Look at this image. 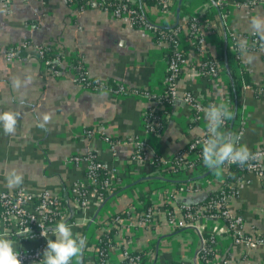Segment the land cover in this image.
Returning <instances> with one entry per match:
<instances>
[{
  "label": "crops",
  "instance_id": "crops-1",
  "mask_svg": "<svg viewBox=\"0 0 264 264\" xmlns=\"http://www.w3.org/2000/svg\"><path fill=\"white\" fill-rule=\"evenodd\" d=\"M91 1L81 10L67 0L0 2V115L12 113L16 119L14 133H5L0 121V191L37 194L47 190L58 195L64 189L69 192L74 185L89 187L86 162H75L71 157L92 151L110 171L111 187L120 188L104 199L88 191L84 207L67 197L63 222L90 242L82 251L80 264H101L96 261L94 244L111 217L121 210L126 215H117L114 224L107 226L116 231L106 264H123L125 250L144 254L142 263L129 264H264V243L236 241L221 219L199 217L192 226L174 228L168 223L167 210L161 207L169 203L179 213L182 202H195L222 186L224 166L217 170L195 163L197 166L175 171L166 166L173 154L204 132L209 105L226 102L234 116L224 130L238 135L239 143L250 151L264 148V96L256 97L239 80L242 68L254 85L264 81V52L241 49L238 56L234 55L232 41L226 38L227 29L236 32L240 45L248 43L247 35L258 36L264 44V33H256L251 27L253 17L264 18V0L253 4L224 0L222 17L211 0H167L165 11L145 6L151 23L178 26L180 45L191 44L186 28L189 17L205 11L213 16L199 24L203 50H187L183 73L177 81L179 99L170 106L160 135L147 130L142 122V111L156 106L145 94L90 91L73 81L69 58L78 55L90 77L112 79L126 87L147 89L151 94L164 92V43H155L150 30L132 26L125 15L115 17ZM45 44L62 55L61 74H51L36 57L35 49ZM11 49L15 52L8 58ZM202 56L214 61L219 75L197 73ZM184 90L202 99L205 110L195 118L194 111L180 99ZM45 116L49 117L47 121ZM85 127L94 128L92 136L84 135ZM99 132L122 139L110 144L97 136ZM133 135L137 141L126 139ZM135 147L145 152L143 159L131 155ZM13 171L23 177L17 187L7 183ZM175 181H180L178 187L173 185ZM230 184L236 186L237 194L227 199V206L232 214L241 215L242 233L251 238L264 235V171L262 176L245 172ZM141 196L156 207L150 226L141 225L134 212L141 205ZM11 229L0 220V235L11 239L17 248H33L43 239H55L51 231L40 238L16 234ZM203 233L214 239V256L207 262L197 257Z\"/></svg>",
  "mask_w": 264,
  "mask_h": 264
},
{
  "label": "trees",
  "instance_id": "trees-1",
  "mask_svg": "<svg viewBox=\"0 0 264 264\" xmlns=\"http://www.w3.org/2000/svg\"><path fill=\"white\" fill-rule=\"evenodd\" d=\"M215 2V5L219 11L220 17H222V15L224 14V9L226 4L223 2H219L217 0H211ZM249 0H246V2L248 3ZM256 2L258 0H255ZM99 2L100 0H95V4L99 6ZM238 2H245L244 0H238ZM68 4H75V7H77L79 10L84 9V7L86 6H90L92 1L91 0H67ZM124 6V7H123ZM145 6H156L157 8H167L169 7L167 0H136L134 2L130 1V0H109L108 3H106L105 5H101L99 6L101 9H106L108 11H113L116 7L119 8V10L121 11V14L119 15H115L113 14L115 17H121L122 16V12L124 11L123 9L125 7H129L132 9V13L130 15L129 23L136 27V28H147L148 30H150L152 32V36H153V40L155 43L157 44H161L164 43V49H163V53H164V59L166 62V70L164 73V79L167 78L168 76H170L171 74H174L173 79L174 80H178L182 73V67H178L177 70L172 71L170 70L168 67L170 65V63L172 61H175L178 65L181 63V60H186L187 59V50L188 49H195L197 50L199 47V43L195 42L194 44H185V45H180L179 50L176 49V45L179 44V39L177 38V36H175V32L176 29H178V26L176 25H169V24H153L151 23L145 14ZM140 16H144L146 17L144 20H141L139 17ZM213 18L212 16V12L210 11H205L202 15V20L206 21ZM191 23H194L195 26H199V23H196L192 17H189L187 19L186 22V28H190ZM224 24V23H223ZM149 25V27H148ZM209 24H207L208 26ZM225 26V25H224ZM188 31V30H187ZM192 31V30H191ZM190 31V32H191ZM190 32L188 34L187 32V37L190 35ZM236 32L234 31H229L226 29V38L227 40L229 39L230 41H232V47L234 51V55H239L241 50L239 49V41L234 38L231 40V37L233 36V34H235ZM248 37H245V41H247L248 43L246 44V46H251L250 48L247 49H259L261 50V47H264L263 41L262 39H260L258 36L256 35H247ZM256 37L258 39V44L254 45L251 44L252 39ZM25 47V46H24ZM39 50L41 51V53H39ZM24 53L21 51L20 55H23ZM35 55L36 57L39 59V61L42 62V64H44V62L47 60L49 61L48 64H44L45 67L47 68V70L54 75H58L61 74L62 71V55L57 54L54 51V47H52L51 45H39L38 46V51H36L35 49ZM178 56V58L176 59V57ZM203 57V56H202ZM205 58V57H203ZM201 60H204V59ZM231 58V55H230ZM208 60H210V64L213 65V67H215L216 70H218V67L216 66V64L214 63L213 60H211L210 57H207ZM229 63V61H228ZM201 65V64H200ZM199 65V66H200ZM69 66L72 69L73 73H74V78L73 81L81 86H83L84 88L90 90V91H99L102 89L105 90H109L112 91L114 93H130V92H135L138 94H145L150 100H152L153 102H155L156 104L159 102L161 103V106H159V108H154V107H149L146 108L145 110L142 111V122L145 126V128L147 130L153 131L154 133L160 135V133L162 132V130L164 129V127L167 124V120H168V113H169V108L170 106H172V104L175 102H173V99L171 98L170 93H168L167 95L165 94V92H162L160 95H156V94H151V92H149V90L144 89V88H139V87H126V85L117 82L115 80L109 79V80H100L99 78L96 77H90L87 74L85 65L83 64L80 56L78 55H72L69 58ZM230 66V71H231V75L234 76V69L232 67V65L229 63ZM239 73H240V83L243 85L248 86L249 88H251L253 90V93L256 97L258 96H264V81L260 84V85H254L252 81H250L249 77L247 76V74L245 73L244 69L239 68ZM235 77V76H234ZM166 87V86H165ZM260 89H262V91H260ZM237 91V87L234 86V94L236 96V100L238 99V95L236 94ZM237 108L240 107L239 101L237 102ZM194 115V114H193ZM197 114H195L194 116H196ZM236 117H237V113H236ZM235 117V118H236ZM157 121V125L152 126L151 122H155ZM228 122L227 121V125L226 129L229 128L228 127ZM94 128L92 127H85L84 129V135L86 136H90L88 135V133L90 131H92ZM97 136H100L102 139H105L108 143L110 144H115L118 143L122 137L121 136H109V135H105L101 132L97 133ZM198 136H195V138ZM132 139L134 141H137L136 139V135L130 136V137H126V139ZM187 148V145H185L183 147ZM257 149V148H256ZM256 149L251 150V152L253 153ZM75 155L80 156V157H86V156H90L93 155L94 153L92 151L90 152H83V153H76ZM133 157H137L139 159H143L145 157V152L143 150L138 149V147H135L133 149V153L131 154ZM174 161V159L172 160ZM251 162L254 161L250 160ZM196 164H204L203 163V159H202V155H200V157H198L195 161ZM249 163V161H248ZM248 163L245 164L244 166H239L237 164H230L226 167V174L224 177V184L222 185V187L215 189L213 191L207 192L205 193L202 197H200L198 200H196L195 202H182L183 203H189L191 206H205L206 207V216L208 217H215L218 219H221L227 226L230 223V218L229 217H225L222 213L221 210L222 208L224 209L225 206H223L221 209H216L213 205V202L216 200L220 199V196L224 195V196H236L237 194V189L235 185H227V183H232L235 181V179H237V176H242L243 173L248 172L247 166ZM172 165L176 168V164H174L172 162ZM87 175V174H86ZM95 176L97 177L98 181H99V185L97 187V192L100 195L101 199L106 198L107 196H109L112 193H115L120 187L118 186H114V187H105L104 186V182L107 180L108 178V170L105 167H98V169L96 170ZM180 181H175L173 183V185L175 186H179ZM93 188L92 185H90L89 187H83L80 186L79 190L84 191V193L90 191ZM14 192V191H11ZM58 196L60 197L59 199V203L65 207H67V197L70 198V200H72V195L69 192H67L65 189L62 190V192L60 194H58ZM139 199L141 200V205L137 208H134V212L136 215H138V217L141 216V214L143 213H147L148 210H155L156 207L153 206V204L151 202H149L148 200H143V196L139 197ZM36 203V202H35ZM162 208H165L167 210L166 216L168 218V216L174 215L176 217L180 216V212L179 213H175L172 206L169 203H163V206H161ZM125 216L126 213L121 210L119 212H117L116 215L114 216ZM182 215V213H181ZM110 218V217H109ZM186 221H190V219H186ZM63 222V221H62ZM49 224V223H48ZM53 225V224H52ZM52 225H49L50 227ZM7 227H9L10 229L12 228L11 226H9L7 224ZM12 230V229H11ZM116 229L112 228L108 231H102V233L100 234V236L98 237L97 241L95 242V247L98 251V257H97V262H102L106 257H107V250L108 248L113 244V236L115 234ZM204 241H203V246L199 249V252L197 254V257L203 261V262H207V260H210L213 256H214V250H213V245H214V239L213 237L208 234V233H203L202 234ZM236 236V235H235ZM243 237H246V234L242 235ZM24 237V236H23ZM256 237H260L262 239H264V235L260 234L257 235ZM86 243H85V247L83 249V251L86 249V247H88L90 245L89 242V238L85 239ZM140 255L141 257V263L144 259V254L143 253H138V252H130L128 253V255H126L123 259V264H129V257L131 256H137ZM174 264H180L178 262L175 261Z\"/></svg>",
  "mask_w": 264,
  "mask_h": 264
},
{
  "label": "built area",
  "instance_id": "built-area-1",
  "mask_svg": "<svg viewBox=\"0 0 264 264\" xmlns=\"http://www.w3.org/2000/svg\"><path fill=\"white\" fill-rule=\"evenodd\" d=\"M219 2H223L224 0H217ZM2 3H8L9 0H0ZM109 0H100L99 6L105 5L108 3ZM255 0H249L248 4L255 3ZM124 7V6H123ZM106 10V9H104ZM122 15H125L128 19L130 18V15L132 13L131 8L125 7L123 9ZM161 11H165L164 8H160ZM108 11V10H106ZM110 12V11H109ZM110 13H113L115 15L121 14V11L118 7L114 9V12L111 11ZM141 20H144L146 17L140 16ZM193 20L196 23H203L202 21V15L192 17ZM149 27V25H148ZM187 32L190 35L187 37L189 42L191 44H194L195 42L199 43V47L197 51L201 52L203 50V44H204V37L202 35V31L200 30V27L195 26L194 23H191L190 28H187ZM187 34V35H188ZM175 36H177L175 32ZM236 38L238 40L239 36L235 33L231 37V40ZM233 41V40H232ZM239 41V40H238ZM251 44L256 45L258 44V39L254 37L252 39ZM26 44L24 43V46ZM240 45V44H239ZM180 43L176 45V49L179 50ZM251 47V46H250ZM246 45H240L239 49H247L250 48ZM15 49H11L8 52V58L12 57L14 55ZM261 50L264 52V47H261ZM36 51H38V48H36ZM39 53L41 51L39 50ZM204 60H201L200 66L197 68V73L202 76H215L217 75V70L215 67H213L212 64H210V60L207 59V56H204ZM178 56L176 57V59ZM185 60H181V63L178 65L175 61H172L169 65V69L172 71H175L178 69V67H182ZM49 61H45L44 64H48ZM174 74H171L167 78L164 79V92L167 95L170 93L171 98L173 99V102L178 100L177 99V81L173 79ZM166 86V87H165ZM83 87V86H82ZM105 90V89H103ZM262 91V89H260ZM181 99L192 109V111L197 112L200 110L201 105L198 102V97L196 95L189 91L184 90ZM161 106V103L156 104V108H159ZM195 118V116L193 117ZM157 121L151 122L152 126H156ZM226 124V123H225ZM93 131H90L88 135L92 136ZM207 132V126L204 130V132L200 135H197L198 137L192 139L187 143V148L181 149L177 151L175 154L172 155V157L166 162V166H170L171 171L178 170L181 167L184 166H191L190 164H195V161L200 155H202V148H203V141L207 138L206 137ZM254 155H256V159H254L253 162L249 161L247 169L248 172H253L257 176H262L264 171V148H257L254 152ZM73 161H79L84 160L86 162V174L91 179V185L93 188L91 191L96 195V197L100 198V195L97 192V187L100 184L97 177L95 176L96 170L98 167H105L103 163H101L99 160L96 159L95 155H90L86 157H80L77 155H73L71 157ZM174 159V161H172ZM172 162L176 164V168L172 165ZM230 165V163H226L223 166L227 167ZM106 168V167H105ZM108 170V169H107ZM224 184V179L222 180V185ZM227 185H231L230 183H227ZM105 187H111L110 182V171L108 170V178L104 182ZM79 185H74L70 193L72 195V201L73 203L80 207H84L88 200H87V193L84 191L79 190ZM222 187V186H220ZM219 187V188H220ZM230 196H220L219 200H216L213 202V205L216 209H221L223 206L225 208L221 210V213L225 217L230 218V223L227 226V230L230 232L231 236L236 241H244L247 245H255L264 243V239L260 237H254L251 238L249 236L243 237V233L240 229L242 218L241 215L238 214H232L230 212V209L227 206V199ZM60 197L58 195H53L49 191L44 190L42 192H39L37 194L28 193L25 191L17 190L14 192H8V191H0V220L6 225L11 226L16 234H23L25 233L26 229H30V233L27 235L28 237H40L43 238L47 232L44 230H50V226H56L58 222H62L63 218L65 216V206L61 205L59 203ZM36 202V203H35ZM179 212L180 216L176 217L174 215L168 216V223L171 227L177 228V227H187L192 226V222L195 221L199 217H208L206 216V207L205 206H191L189 203H183L179 205ZM182 213V215H181ZM118 217L114 216L111 217L108 224L106 225V230H108L107 226H111L114 224V220H116ZM141 221V225L144 226H150L154 224V211L148 210L147 213L141 214L139 217ZM215 218V217H211ZM186 219H190V221H186ZM218 219V218H216ZM49 223V224H48ZM42 234V235H41ZM26 235V234H23ZM211 235V234H210ZM236 235V236H235ZM212 236V235H211ZM204 241V239H203ZM202 241V246H203ZM47 240L43 239L36 247L33 248H17L19 251V259L21 260V264H42V254L43 251L46 248ZM95 257H98V251L95 249ZM130 253L129 251H124V256L128 255ZM108 261V257H106L101 264H106ZM141 261V257L138 254L137 256H131L129 257V262L131 263H139Z\"/></svg>",
  "mask_w": 264,
  "mask_h": 264
},
{
  "label": "clouds",
  "instance_id": "clouds-1",
  "mask_svg": "<svg viewBox=\"0 0 264 264\" xmlns=\"http://www.w3.org/2000/svg\"><path fill=\"white\" fill-rule=\"evenodd\" d=\"M251 27L256 33H264V18L253 17ZM233 112L226 102L209 105L205 112L207 121L206 139L203 141L202 159L206 167L221 169L226 163L244 166L248 161L256 159L246 145L239 143L240 137L224 130L226 121L232 119ZM48 116L44 117L47 121ZM5 133H14L16 119L12 113L0 115ZM43 126V125H41ZM9 187H17L23 183L22 175L15 171L7 177ZM55 239L46 238V248L42 254V264H80L82 251L85 247V238L72 232V226L66 222H58L50 230ZM30 229H26L28 235ZM22 234V235H23ZM17 246L11 239L0 235V264H21Z\"/></svg>",
  "mask_w": 264,
  "mask_h": 264
},
{
  "label": "rangeland",
  "instance_id": "rangeland-1",
  "mask_svg": "<svg viewBox=\"0 0 264 264\" xmlns=\"http://www.w3.org/2000/svg\"><path fill=\"white\" fill-rule=\"evenodd\" d=\"M217 75H219L218 74V71H217ZM216 76V75H215ZM215 76H211V77H215ZM189 91H191V90H189ZM176 93H178V90H176ZM183 93V92H182ZM196 97H198V102L201 104V105H199L200 106V110L197 112V115H198V113H201V112H203V110H205V107L203 106V102H202V99H201V97H200V95L199 96H196ZM177 99H179L178 98V94H177ZM180 99H181V97H180ZM155 103V102H154ZM156 104V103H155ZM188 106V105H187ZM191 111H192V109H191ZM196 112L194 111L193 112V114H195ZM226 124H227V121H226ZM205 130V129H204ZM198 135H200V134H198ZM181 150V149H180ZM191 166H197V165H192V164H190ZM199 166H205L204 164H198ZM169 169H170V166H169ZM204 176H206V174H204Z\"/></svg>",
  "mask_w": 264,
  "mask_h": 264
},
{
  "label": "water",
  "instance_id": "water-1",
  "mask_svg": "<svg viewBox=\"0 0 264 264\" xmlns=\"http://www.w3.org/2000/svg\"><path fill=\"white\" fill-rule=\"evenodd\" d=\"M212 3H213V5H215V2H214V1H212ZM233 116H234V115H233ZM232 119H233V117H232ZM232 119H231V120H232ZM230 122H231V121H230Z\"/></svg>",
  "mask_w": 264,
  "mask_h": 264
}]
</instances>
